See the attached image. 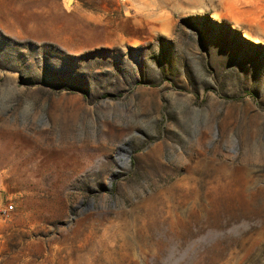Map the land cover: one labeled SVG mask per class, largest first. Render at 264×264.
I'll return each mask as SVG.
<instances>
[{
    "label": "rangeland",
    "instance_id": "obj_1",
    "mask_svg": "<svg viewBox=\"0 0 264 264\" xmlns=\"http://www.w3.org/2000/svg\"><path fill=\"white\" fill-rule=\"evenodd\" d=\"M0 264H264V0H0Z\"/></svg>",
    "mask_w": 264,
    "mask_h": 264
},
{
    "label": "built area",
    "instance_id": "obj_2",
    "mask_svg": "<svg viewBox=\"0 0 264 264\" xmlns=\"http://www.w3.org/2000/svg\"><path fill=\"white\" fill-rule=\"evenodd\" d=\"M14 209V205L10 204L9 206L3 209L4 213L9 214Z\"/></svg>",
    "mask_w": 264,
    "mask_h": 264
},
{
    "label": "water",
    "instance_id": "obj_3",
    "mask_svg": "<svg viewBox=\"0 0 264 264\" xmlns=\"http://www.w3.org/2000/svg\"><path fill=\"white\" fill-rule=\"evenodd\" d=\"M66 2V1H65ZM73 2V1H72Z\"/></svg>",
    "mask_w": 264,
    "mask_h": 264
},
{
    "label": "bare ground",
    "instance_id": "obj_4",
    "mask_svg": "<svg viewBox=\"0 0 264 264\" xmlns=\"http://www.w3.org/2000/svg\"><path fill=\"white\" fill-rule=\"evenodd\" d=\"M87 157V156H86Z\"/></svg>",
    "mask_w": 264,
    "mask_h": 264
}]
</instances>
